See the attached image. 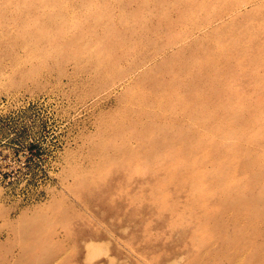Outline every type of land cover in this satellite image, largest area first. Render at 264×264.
I'll list each match as a JSON object with an SVG mask.
<instances>
[{"label":"rangeland","instance_id":"rangeland-1","mask_svg":"<svg viewBox=\"0 0 264 264\" xmlns=\"http://www.w3.org/2000/svg\"><path fill=\"white\" fill-rule=\"evenodd\" d=\"M0 264H264V0H0Z\"/></svg>","mask_w":264,"mask_h":264}]
</instances>
